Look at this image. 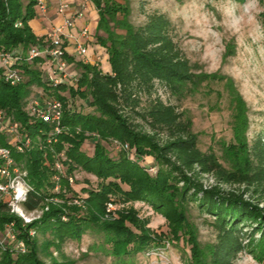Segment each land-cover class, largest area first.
<instances>
[{
	"label": "trees",
	"instance_id": "16d2710c",
	"mask_svg": "<svg viewBox=\"0 0 264 264\" xmlns=\"http://www.w3.org/2000/svg\"><path fill=\"white\" fill-rule=\"evenodd\" d=\"M90 1L98 16L95 36L106 50V68L65 53L75 77L57 85H52L38 66L39 58L15 63L23 75L15 85L4 80L0 68V110L19 123L21 137H28L30 144L18 151L1 131L0 143L11 147L15 163L26 171L30 189L23 207L28 211L41 207L48 196L61 195L53 190L55 184L72 190L68 177L74 178L77 169L94 175L97 186L84 190L85 197L77 194L85 215L78 213L82 207L76 204H50L39 219L23 224L0 202V235L12 223L17 237L26 244L24 252L14 249L12 243L0 247V264H45L39 257L40 248H59L66 239L80 241L88 232L102 235L97 249L112 257V264H134L138 253L152 249V235L146 221L132 211L101 221L109 193L120 194L127 201H147L164 214L173 239L182 235L189 245L190 264H234L242 250L264 263V139L247 141L245 113L240 99L232 94L231 83L224 82L234 104L231 140L221 141L223 153L229 156L224 164L212 149L199 147L190 118L161 95L164 91L182 100L209 80L221 79L194 73L164 13L154 11L142 24L133 25L127 20L130 9L126 0ZM36 7L37 0H0L1 50L19 48L26 54L32 45L43 41L29 24L37 14ZM34 86L62 102L58 133L51 132V124L25 111ZM216 94L220 96L219 91ZM77 98L88 111L72 106ZM136 117L144 123L135 121ZM88 140L93 143L91 154L81 149ZM110 141L121 145L116 157L105 146ZM131 151L135 156H129ZM144 156L153 158V175L138 161ZM56 160L63 166L62 173L53 165ZM204 175L214 182L205 184ZM192 207L209 216L215 233L214 241L202 249L196 227L187 217ZM30 229L35 234L48 231L52 238L39 244L29 235Z\"/></svg>",
	"mask_w": 264,
	"mask_h": 264
},
{
	"label": "rangeland",
	"instance_id": "374dc122",
	"mask_svg": "<svg viewBox=\"0 0 264 264\" xmlns=\"http://www.w3.org/2000/svg\"><path fill=\"white\" fill-rule=\"evenodd\" d=\"M81 1L86 9L89 5L95 10L90 0ZM119 2L123 3V0ZM126 2L130 9L127 20L133 25L142 24L147 15L154 11L164 13L172 22L174 40L189 59L194 73L210 79L218 77L221 79V81L209 80L206 85H201L196 92L182 100L174 99L168 92H161L164 101L178 105L184 116L190 118L191 128L197 134L198 145L202 150L212 149L224 164L229 160V156L222 151L221 141L231 140V113L234 104L229 100L224 86L225 81L231 83L234 98H239L242 103L247 141L251 143L258 137L264 139V0H126ZM84 14H88L87 19L92 30L86 47V57L88 58V54L93 51L101 60L98 62L94 56L92 62L95 61L98 66L106 68V50L97 43L95 36L97 26L95 14L88 9ZM115 30L123 32L118 28ZM217 91L220 92V96H217ZM43 93L40 88L34 86L25 102V111L30 98ZM72 106L80 108L83 112L89 110V107L84 106L78 98L73 100ZM135 121L144 123L140 117H136ZM116 144L112 141L105 144L109 154L115 157L118 151ZM81 149L91 154L92 140L84 141ZM129 156L135 155L131 151ZM138 161L147 168L154 167L151 156L141 157ZM153 169L149 171L152 175L155 173V167ZM203 181L205 184H210L214 179L204 175ZM96 186L97 178L94 175L77 169L74 171L71 183L72 190L55 184L53 190L59 191L61 195L46 197L37 212L41 216L50 204L61 207L76 204L82 207L78 213L85 215L84 203L77 194L85 197L84 190ZM122 187L126 189L127 185L122 184ZM129 211H132L136 218L146 221L145 225L153 238L152 249L149 252L138 253L134 264H190L189 245L185 243L183 236L180 235L178 240L173 239L165 215L155 211L147 201H127L123 200L120 194L109 193L100 220L112 221L118 218L120 213ZM37 212L34 214L36 215ZM187 217L196 227L199 247L202 249L211 244L215 233L208 223L209 216L200 214L196 207H192ZM61 218L65 219L66 215L62 214ZM34 236L39 244L52 238L48 231L46 233L38 231ZM101 242V234L88 232L80 241L66 239L59 248L54 245L40 248L39 257L45 264H112L113 258L97 249ZM234 264L264 263L256 261L248 250H242Z\"/></svg>",
	"mask_w": 264,
	"mask_h": 264
},
{
	"label": "built area",
	"instance_id": "2783aa9c",
	"mask_svg": "<svg viewBox=\"0 0 264 264\" xmlns=\"http://www.w3.org/2000/svg\"><path fill=\"white\" fill-rule=\"evenodd\" d=\"M37 7L42 12H45L46 5L44 0H37ZM70 8L71 5L68 0H56V12L62 16L61 21L43 36L41 43L32 45L26 54H23L19 48L11 51L0 49V68H2L5 81L15 85L23 80L21 71L15 66V63L23 58L27 61L39 58L38 66L52 85L72 82L75 77V73L69 69L70 65L64 57L65 53L72 54L84 61L95 63V61L92 62V60L86 57L87 43L91 37L88 24L82 25L77 34L71 31L75 26V16L80 18L84 15L85 5L84 3H80L79 9L75 11L74 16L66 15V11ZM68 39H73L74 46L72 53L68 52L65 48ZM96 58L100 62L98 55ZM26 111L30 116L51 124L52 133L61 131L60 121L63 105L59 99L47 94L31 97ZM0 131L9 136V143L15 144L18 151H22L24 146L27 147L30 144L28 137H21L19 123L6 116L2 110H0ZM19 140L22 142H17ZM116 145L121 147L119 143ZM123 147L126 148V144ZM53 165L59 172H63V166L60 161L56 160ZM153 168L148 167L147 170L153 171ZM55 179H58V177L55 176ZM68 181L72 183L73 177L69 176ZM29 189L30 185L26 179V171L22 170L15 163L11 155V147L0 143V202L5 203L9 212L19 217L23 221V224H28L31 220H37L40 217L37 212L38 208L28 211L23 207V202ZM35 212H37L36 215L34 214ZM34 234L35 231L30 229L29 235L33 236ZM7 243H12L14 249L20 252L26 250L25 241L17 237L12 223L7 224L5 230L0 235V247L4 249Z\"/></svg>",
	"mask_w": 264,
	"mask_h": 264
},
{
	"label": "crops",
	"instance_id": "0c3cea01",
	"mask_svg": "<svg viewBox=\"0 0 264 264\" xmlns=\"http://www.w3.org/2000/svg\"><path fill=\"white\" fill-rule=\"evenodd\" d=\"M68 1L70 2L71 8L66 11V15L67 16H74L75 11L77 9H79V4L82 1L81 0H68ZM44 3L46 5V11L42 12L41 10H38V7H36L37 14L33 19H31L29 21V24H30L33 32L37 36H45L51 30V28L54 25L58 24L62 19V16L56 12V0H44ZM87 9L89 11H91V13L95 14V17L97 20L98 16L96 13V9L95 10L92 9V7L89 5L87 6ZM87 9L85 8V11H87ZM87 17H88V14L87 15L84 14L80 18L75 16V18H74L75 26H74V28L71 29V31L74 34L78 33V31L82 25L88 24V26H89V21H88ZM90 31L92 32L91 29H90ZM72 40L73 39H68L66 41V45H65L66 50L70 53H72V48L74 46ZM89 54H90V56H89ZM89 54H88V58L90 60H92L94 58V56H96V54L93 51H92V53H89Z\"/></svg>",
	"mask_w": 264,
	"mask_h": 264
}]
</instances>
